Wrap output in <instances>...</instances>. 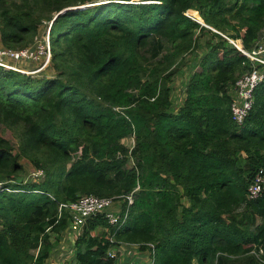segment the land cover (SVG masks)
Masks as SVG:
<instances>
[{"label":"trees","instance_id":"obj_1","mask_svg":"<svg viewBox=\"0 0 264 264\" xmlns=\"http://www.w3.org/2000/svg\"><path fill=\"white\" fill-rule=\"evenodd\" d=\"M51 20L50 73L0 66V125L17 140L0 136V264H46L71 218L59 205L87 195L121 197L128 217H89L70 264H264V187L248 194L264 170V80L238 125L233 91L252 66L226 37L252 50L264 0H0L6 48ZM203 39L176 109L172 78ZM23 157L42 175L25 178ZM121 243L137 247L110 256Z\"/></svg>","mask_w":264,"mask_h":264},{"label":"built area","instance_id":"obj_2","mask_svg":"<svg viewBox=\"0 0 264 264\" xmlns=\"http://www.w3.org/2000/svg\"><path fill=\"white\" fill-rule=\"evenodd\" d=\"M190 10L186 11V15L190 16L193 19L200 21L196 16L191 15ZM48 27L44 39L37 41L34 46L22 49H11L0 47V66L6 69H12L18 72L28 73L23 68L19 67L16 62L23 61L24 59L32 61H42V65L39 66L34 72L37 73L44 67L48 66L51 63L52 59V47H51V38L50 31L53 24V21H47ZM229 41L235 45L240 51L245 54L250 62L252 69L246 72L241 76L236 84L234 90V99L231 104L232 118L238 124L242 125L249 112L253 108L255 101V90L258 85L264 80V45H260L252 50H246L243 47L242 41L234 40L226 36ZM240 42V45L237 44ZM43 171L38 170L33 172L34 176L42 175ZM264 187V170L260 169L255 174L253 180L248 186V194L251 199L258 198ZM121 197H101L96 195H87L83 196L79 200L72 202H64L59 205V214L61 215L64 211L70 213V225L73 230L81 231L87 219L91 216L97 214H105L109 221L114 225L122 226L128 217L129 207L126 209L121 208L119 212H116L117 208L114 206L116 204V199ZM129 204L133 202L132 195L127 196ZM79 234V233H78ZM77 234V236H78ZM114 239V238H113ZM136 245L121 243V246L117 249H110V256H118L121 252V258L126 255V252L130 248H136ZM123 248V249H122ZM120 257V256H119ZM118 260V259H117ZM116 264H128L125 261H118ZM133 264V262L129 263Z\"/></svg>","mask_w":264,"mask_h":264},{"label":"rangeland","instance_id":"obj_3","mask_svg":"<svg viewBox=\"0 0 264 264\" xmlns=\"http://www.w3.org/2000/svg\"><path fill=\"white\" fill-rule=\"evenodd\" d=\"M189 13L193 16H196L197 18L200 16L197 9H190ZM47 24H48L47 21H46V23L44 22V24H42L40 27L39 33L37 34V36H35L34 41L32 43H30L27 47H23V48H28V47L34 46L37 41L43 40L44 36L46 35V32H47V27H48ZM263 35H264V30L262 31V35L259 38V40L256 42V45L254 48H256L260 45H264ZM234 40H237V39H234ZM239 41H241V40H239ZM0 47L6 48L5 45H3V43L1 42V39H0ZM13 49H15V48H13ZM20 49H22V48H20ZM16 50H18V49H16ZM206 51H207V48L204 45V39H203L200 42V45L198 46L197 49H195L194 51H192L186 55L185 61L183 62L182 67L179 69L177 74H175L173 76L172 82H171L172 101H173V106L176 109L181 105V103L183 101V98L185 96V90H186L187 83H188L190 76L192 75L194 69L198 68V65H197L198 61H199L200 57ZM16 64L19 67L26 70L28 73H32L35 75L40 74V73L41 74H44V73L47 74V73L51 72L50 71V64L48 66L44 67L43 69H41L40 71H38L37 73L34 72L39 66L42 65L41 60H38V61L32 60V61H25V62L23 60V61H19V63L16 62ZM0 136H3L5 138L10 139L13 142V144L15 146H17V140L14 137L13 132L10 129L5 128L3 125H0ZM124 142L127 145L132 146L134 143V140L128 138V139H125ZM20 161L25 167V172L23 173L25 175L24 176L25 178L33 177L34 180H35V178H38V176L33 175V172H35V169H34V166L32 165V163L29 162V160H27L23 157L20 159ZM184 202H187V201L184 200ZM114 206H116V208H117L116 212H119L121 210V208L124 207V200L122 198L116 199V204H114ZM79 232L80 231L73 230L71 228V225L69 222V226L65 231H63L60 234H54L52 236L53 248L51 251V256L48 259V261L46 262V264H70V263L74 262V260H75V258H74V255H75L74 242H75V240L77 238V234ZM119 256H121V252H120Z\"/></svg>","mask_w":264,"mask_h":264},{"label":"water","instance_id":"obj_4","mask_svg":"<svg viewBox=\"0 0 264 264\" xmlns=\"http://www.w3.org/2000/svg\"><path fill=\"white\" fill-rule=\"evenodd\" d=\"M95 4V3H94ZM94 4H86V5H84V6H78V7H86V6H92V5H94ZM78 7H69V8H65V9H63L61 12H59L56 16H55V18L60 14V13H63V12H65L66 10H69V9H73V8H78ZM54 21V20H53ZM202 23V22H201Z\"/></svg>","mask_w":264,"mask_h":264},{"label":"bare ground","instance_id":"obj_5","mask_svg":"<svg viewBox=\"0 0 264 264\" xmlns=\"http://www.w3.org/2000/svg\"><path fill=\"white\" fill-rule=\"evenodd\" d=\"M194 11V10H193ZM198 14V13H197ZM199 16V15H198ZM198 19L200 20V21H203V19H201V17L199 16L198 17ZM237 44H239L240 45V42H237Z\"/></svg>","mask_w":264,"mask_h":264},{"label":"crops","instance_id":"obj_6","mask_svg":"<svg viewBox=\"0 0 264 264\" xmlns=\"http://www.w3.org/2000/svg\"><path fill=\"white\" fill-rule=\"evenodd\" d=\"M238 40H240V39H238ZM242 43V42H241ZM233 95H234V91H233Z\"/></svg>","mask_w":264,"mask_h":264}]
</instances>
